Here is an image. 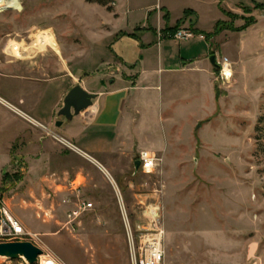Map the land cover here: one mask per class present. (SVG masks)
Segmentation results:
<instances>
[{
  "label": "rangeland",
  "instance_id": "1",
  "mask_svg": "<svg viewBox=\"0 0 264 264\" xmlns=\"http://www.w3.org/2000/svg\"><path fill=\"white\" fill-rule=\"evenodd\" d=\"M169 1L194 8L202 27L218 21L249 25L231 34L225 46L235 62L218 53L212 85L205 80L200 89L185 90L187 96L199 94V108L193 109L198 119L183 114L173 133L159 119L141 124V135L149 138L139 143L164 144L150 173H134L131 163L118 158L111 167L91 163L71 148L79 159L65 157L71 171L52 178L36 169L39 153L29 160L22 154L20 136L8 152L15 130L0 138V192L29 233L22 241L59 264H129L125 217L135 229L156 201L165 228V264H264V0ZM95 8L88 0H21L19 10L0 13V96L11 102V75L43 79L57 72L54 57L62 46L84 49V28L95 20ZM42 32L55 38L46 49L13 57L11 51L30 46L31 36ZM77 166L86 185L75 197L68 181ZM81 202H90L91 209H78ZM0 264L26 263L0 258Z\"/></svg>",
  "mask_w": 264,
  "mask_h": 264
},
{
  "label": "crops",
  "instance_id": "2",
  "mask_svg": "<svg viewBox=\"0 0 264 264\" xmlns=\"http://www.w3.org/2000/svg\"><path fill=\"white\" fill-rule=\"evenodd\" d=\"M105 1V5L90 1L93 7L98 8L93 10L95 20L86 21V47L67 50L62 46L63 50L54 57L53 67L57 72L45 75L43 79L17 74L10 77L15 91L7 98L20 105L24 113L45 129L22 117L19 119L4 113L0 106V138H6L9 131L15 130L6 147L8 152L13 149L15 137L20 136L22 154L29 160L32 154L39 153L41 159L36 169L49 172L52 178L71 171L65 157L79 159L71 151H77L91 163L95 161L101 166L111 167L118 158L133 167L140 150L155 153L161 150L164 146L161 141L155 145L149 141L138 142L139 138H149L141 135V124L159 119L169 125L173 133L174 123L180 121L183 114L190 116L195 113L193 119H198L193 109L199 108V94L187 96L185 90H198L205 80L212 85L214 67L209 62L211 55L216 60L219 53L229 63L235 62L225 46L236 31L223 30L206 37L204 34L212 32L215 25L202 27L194 8L173 7L169 0ZM186 10L194 12V15L187 16L181 27L188 28L192 24L197 32L189 39L174 40L166 34L172 33L167 27H174ZM165 13L167 21L163 17ZM159 31L163 33L160 39ZM39 34L34 33L31 37L34 39ZM51 36L45 49L55 40ZM111 67L118 73H111ZM77 84L96 97L91 106L67 120L57 113L68 91ZM202 105L204 107V103ZM58 120L61 124L55 126ZM18 121H21L20 132ZM48 131L77 150H71ZM62 147L69 150H62ZM30 169L35 167L31 165ZM72 171L74 175L69 178V185L72 182L79 190L84 188L86 177L82 167L77 166ZM69 191L76 197L77 192L71 185Z\"/></svg>",
  "mask_w": 264,
  "mask_h": 264
},
{
  "label": "built area",
  "instance_id": "3",
  "mask_svg": "<svg viewBox=\"0 0 264 264\" xmlns=\"http://www.w3.org/2000/svg\"><path fill=\"white\" fill-rule=\"evenodd\" d=\"M20 8L21 0H0V13H4L10 9L19 10ZM166 34L174 40H186L191 38L196 33L189 28L180 27L174 32ZM162 36L163 33L159 31L158 39L162 38ZM14 52L16 53L14 54ZM18 52L23 53V50H17L16 47L13 51H11V54L13 53L12 55L16 57ZM228 65V62L226 61L222 63V75L224 74V67H228ZM0 106L19 115L34 126L43 127L40 123L32 119L26 113L22 112L18 107L2 96H0ZM48 134L63 142L70 148L76 149L64 139L59 138L53 132L48 131ZM135 160H138L140 163L138 171L147 174L158 165L160 159L155 152L150 150H140ZM21 169L23 171V167ZM70 185L74 191H78V186L76 184L71 182ZM117 195L120 203H122V197L119 191ZM91 207L92 204L90 202H81V204L78 205V209L82 211L89 210ZM160 208L161 206L157 201L146 207L144 215L142 216L144 218V222L138 223L135 229L131 228L130 224L126 222L125 215H123L125 217L129 264H165V228L162 222ZM74 215H76L75 212ZM27 235H29V233L21 221L11 212L8 204L6 203L5 197L0 192V242L22 241L25 240L24 237ZM42 256H44L45 259L51 258L42 252V254L38 256L37 264H41ZM53 260L56 264H59L55 259Z\"/></svg>",
  "mask_w": 264,
  "mask_h": 264
},
{
  "label": "water",
  "instance_id": "4",
  "mask_svg": "<svg viewBox=\"0 0 264 264\" xmlns=\"http://www.w3.org/2000/svg\"><path fill=\"white\" fill-rule=\"evenodd\" d=\"M209 62L216 66L215 56L209 57ZM111 73H118V70L110 68ZM104 85V82L101 81ZM95 94L86 92L79 84L73 86L63 99V105L59 109L57 115L71 120L73 115L79 114L84 109L92 105ZM61 121H57L55 126H60ZM139 161L133 162L134 173L138 172ZM42 254V250L30 241H9L0 242V258L10 260H23L26 264H36L38 256Z\"/></svg>",
  "mask_w": 264,
  "mask_h": 264
},
{
  "label": "trees",
  "instance_id": "5",
  "mask_svg": "<svg viewBox=\"0 0 264 264\" xmlns=\"http://www.w3.org/2000/svg\"><path fill=\"white\" fill-rule=\"evenodd\" d=\"M88 1H95V2H97V3H99V4H101V5H105V4L107 3L105 0H88ZM190 15H194V12H192V11H190V10H186V11L184 12L183 18H181L179 21H177L174 27H172V28H168V27H167V29H169L170 31L174 32L175 30H177L178 28L181 27V25H182L183 22H184V19H185L187 16H190ZM225 15H227V16H233V15L231 14V12H225ZM163 17H164V19H165L166 21L168 20V15H167V13H165ZM248 25H249V24H245L244 26L238 28V27H234V26H232L231 23H227V22H225V21H218V22L215 24L213 31L210 32V33H206V34H204V35H205L206 37H210V36H212V35H216V34L220 33V32L223 31V30H230V31H236V32H239V31H243ZM188 28L191 29L193 32H197L196 30H194V29L192 28V24H190V25L188 26ZM165 29H166V28H165Z\"/></svg>",
  "mask_w": 264,
  "mask_h": 264
},
{
  "label": "bare ground",
  "instance_id": "6",
  "mask_svg": "<svg viewBox=\"0 0 264 264\" xmlns=\"http://www.w3.org/2000/svg\"><path fill=\"white\" fill-rule=\"evenodd\" d=\"M51 37H52L51 34L48 32L42 33L39 37L33 39L30 46L25 47L23 50H26V51H23V52L25 54H31V53L38 51L39 49L44 48V46L51 39ZM223 72L225 74V75L223 74V76L226 78L229 76L230 70L225 67ZM41 264H56V263L54 262L53 259L51 258L45 259L44 256H42Z\"/></svg>",
  "mask_w": 264,
  "mask_h": 264
}]
</instances>
